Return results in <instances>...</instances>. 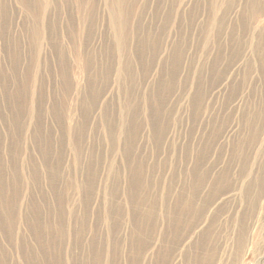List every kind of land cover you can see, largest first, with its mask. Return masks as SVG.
Instances as JSON below:
<instances>
[{
    "label": "rangeland",
    "instance_id": "rangeland-1",
    "mask_svg": "<svg viewBox=\"0 0 264 264\" xmlns=\"http://www.w3.org/2000/svg\"><path fill=\"white\" fill-rule=\"evenodd\" d=\"M91 1L0 0V192L5 197L0 205V264H95L97 250L103 256L96 264H131L129 196L138 194L132 188L133 167L148 171V183L166 170L163 192L175 165L180 170L192 167L195 155L187 156V147L202 145L205 134L218 126L224 134L220 144L225 160L232 157L236 140H243L245 156L258 160L257 167L251 163L248 181L264 163V0H258L260 11L250 9V0H126L122 49L111 24L114 0ZM229 67L227 78L233 85L224 88L221 78ZM130 99L134 104L129 105ZM130 117L138 128L128 156L125 131ZM163 120L165 138L156 135ZM227 128L231 133H225ZM252 134L259 144L252 143ZM49 168L55 169L57 179H50ZM244 182L235 193H243ZM260 183L253 187L255 194L263 190L261 201L235 196L227 204L224 230H215L219 251L211 264H264L263 175ZM115 188L124 209L117 224L105 219ZM245 212L247 251L236 254L235 234ZM94 236L99 244L92 247ZM113 236L119 243L114 259ZM160 237L153 228L152 248L158 247ZM58 240L59 246L49 245ZM190 242L173 253L177 258L172 264H191L184 255ZM49 247L55 252L42 261L40 253ZM151 257L138 264H153Z\"/></svg>",
    "mask_w": 264,
    "mask_h": 264
},
{
    "label": "bare ground",
    "instance_id": "bare-ground-1",
    "mask_svg": "<svg viewBox=\"0 0 264 264\" xmlns=\"http://www.w3.org/2000/svg\"><path fill=\"white\" fill-rule=\"evenodd\" d=\"M29 1V0H28ZM33 1V0H32ZM91 1V0H90ZM83 2V1H82ZM92 2V1H91ZM109 2V1H108ZM112 2V1H111ZM171 2V1H170ZM228 2V0L225 1V4ZM260 1L258 0H250V3L248 4L250 9L252 11H260L261 9V4L259 3ZM37 3H39L37 1ZM245 3V2H244ZM36 4V3H35ZM109 4V3H108ZM23 5V4H22ZM34 5V4H33ZM37 5V4H36ZM94 5V4H93ZM113 5V7H112ZM111 6V24L113 23V28H115L114 31V37L117 41V48L119 47L122 49L124 47L125 41H126V33L125 30L127 28V23H128V18H127V7H126V0H114ZM244 5V4H243ZM24 6V5H23ZM43 6V5H42ZM109 6V7H110ZM245 6V5H244ZM89 7V6H88ZM93 7V6H92ZM171 7V6H170ZM248 7V6H247ZM31 8V7H30ZM37 9H39L37 7ZM43 9V8H42ZM173 10V9H172ZM244 10V9H243ZM28 11V10H27ZM42 11V10H41ZM94 11V10H93ZM130 12V11H128ZM242 12V11H241ZM250 12V11H249ZM246 13V12H245ZM253 13V12H252ZM262 13V12H261ZM34 14V13H33ZM242 14V13H241ZM264 14V13H263ZM248 15V14H247ZM250 15V14H249ZM38 16V15H37ZM40 17V16H39ZM134 17V16H133ZM245 17V16H244ZM242 19V18H241ZM244 19V18H243ZM249 19V18H248ZM39 22V20H38ZM243 22V20H242ZM249 23V21H247ZM138 24V23H137ZM240 25V24H239ZM244 25V24H243ZM246 25V23H245ZM244 25V26H245ZM40 26V24H39ZM237 27V26H236ZM246 27V26H245ZM33 28V27H32ZM241 28V27H240ZM244 28V27H243ZM34 29V28H33ZM242 29V28H241ZM261 29V28H260ZM259 29V30H260ZM38 30V29H37ZM36 30V31H37ZM248 30V29H247ZM35 31V30H34ZM74 31V30H73ZM230 31V30H229ZM237 31V30H236ZM235 31V34L237 35ZM257 31V29H256ZM262 31V29H261ZM31 32V31H30ZM33 32V31H32ZM39 32V31H38ZM48 32V31H47ZM241 32V31H240ZM258 32V31H257ZM36 33V32H35ZM230 33V32H229ZM42 34V33H41ZM146 34V33H145ZM148 34V32H147ZM246 34V32H245ZM72 35V34H71ZM143 35V34H142ZM149 35V34H148ZM230 35V34H229ZM241 35V34H240ZM244 35V34H243ZM257 35V34H256ZM36 36V35H35ZM38 36V34H37ZM234 36V34H233ZM255 36V35H254ZM260 36V35H259ZM261 37V36H260ZM145 38V37H144ZM143 38V39H144ZM239 38V36H238ZM244 38V37H243ZM263 38V37H262ZM147 39V38H146ZM234 39V38H233ZM249 39V38H248ZM260 39V38H259ZM83 40V39H82ZM145 40V39H144ZM235 40V39H234ZM243 40V39H242ZM255 40V39H254ZM262 40V39H261ZM150 41V40H149ZM228 41V40H227ZM231 41V39H230ZM237 41V40H236ZM241 41V40H240ZM260 41V40H259ZM242 42V41H241ZM247 42V41H246ZM249 42V41H248ZM254 42V41H253ZM234 43V42H233ZM232 43V45H233ZM237 44V43H236ZM253 44V43H252ZM228 45H231L229 43ZM241 45V44H240ZM260 44L256 45L259 47ZM247 46V45H245ZM232 47V46H231ZM239 47V44L238 46ZM242 47V46H240ZM261 47V45H260ZM118 48V49H119ZM224 48V47H223ZM228 49V48H227ZM242 49V48H241ZM256 50V49H255ZM224 51V50H223ZM236 51V50H235ZM239 51V50H238ZM243 51V50H242ZM254 51V50H253ZM225 52V51H224ZM233 52V51H232ZM231 52V53H232ZM257 52V50H256ZM254 52V53H256ZM66 53V52H65ZM122 53V52H121ZM228 54V52H226ZM237 52H235L236 54ZM243 52H241L242 54ZM250 53V52H249ZM260 53V52H259ZM240 54V53H239ZM262 54V53H261ZM249 55V54H248ZM260 55V54H259ZM233 56V55H232ZM241 56V55H239ZM247 56V55H246ZM258 56V55H257ZM256 56V59H257ZM261 56V55H260ZM264 56V55H263ZM223 57V55L221 56ZM230 56L226 57L229 58ZM243 57V56H242ZM259 57V56H258ZM237 58V57H236ZM240 58V57H238ZM263 58V57H262ZM260 58V59H262ZM66 59V58H65ZM226 60V59H225ZM236 60V59H235ZM240 60V59H238ZM231 60H228V63ZM241 61V60H240ZM252 62V59H250ZM257 62V60H255ZM239 62V61H238ZM237 62V63H238ZM259 62V61H258ZM261 62V61H260ZM244 63V62H243ZM253 63V62H252ZM263 64V62H262ZM260 64V67L261 65ZM225 65V64H224ZM223 65V66H224ZM233 65V64H232ZM247 67L250 66V62L245 63ZM264 65V64H263ZM228 66V65H225ZM234 66V65H233ZM246 67V68H247ZM251 67V66H250ZM259 67V66H258ZM243 68V67H242ZM254 68V67H253ZM262 68V67H261ZM264 68V67H263ZM26 69V68H25ZM107 69V68H106ZM227 69V68H226ZM233 69V68H232ZM231 69V70H232ZM238 69V68H237ZM258 69V68H257ZM123 70V69H122ZM242 70V69H241ZM239 69V71H241ZM31 71V69H30ZM248 70H246L247 73ZM259 71V70H258ZM33 72V71H32ZM126 72V71H125ZM224 73H226V70L224 68L223 70ZM243 72V71H242ZM130 73V72H129ZM173 73V72H172ZM230 73V67L227 71V73L224 75V78H221V86H224L226 88L229 86L228 74ZM234 73V72H233ZM245 73V76H246ZM133 74V72H132ZM223 74V73H221ZM121 75V74H120ZM126 75V74H125ZM128 75V74H127ZM236 75V74H235ZM241 75V74H240ZM249 75V74H247ZM264 75V73H263ZM30 76V75H29ZM123 76V75H122ZM237 76V75H236ZM235 76V77H236ZM32 77V76H31ZM30 77V78H31ZM125 77V76H124ZM123 77V79H124ZM233 77V76H232ZM241 77V76H239ZM29 78V79H30ZM121 78V77H120ZM248 78V77H247ZM27 79V80H29ZM127 79V78H126ZM236 79V78H235ZM241 79V78H239ZM32 80V78H31ZM234 81V80H233ZM123 82V80H122ZM242 82V81H241ZM68 83V82H67ZM127 83V81L125 82ZM231 83V82H230ZM31 84V83H30ZM124 84V82H123ZM232 84V83H231ZM235 84V83H234ZM240 84V82H239ZM32 85V84H31ZM162 85V84H161ZM233 85V84H232ZM231 85V87H232ZM236 85V84H235ZM241 85V84H240ZM23 87V85H21ZM238 86V84H237ZM236 86V87H237ZM230 87V86H229ZM171 88V86H170ZM228 88V87H227ZM25 89V87L23 88ZM135 89V88H134ZM25 91V90H24ZM229 91V90H228ZM231 91V89H230ZM16 92V91H15ZM236 92V90H235ZM19 93V92H18ZM228 93V92H227ZM231 93V92H230ZM234 93V92H232ZM231 93V94H232ZM25 94V93H24ZM165 94V93H164ZM133 95V93H132ZM131 95V98H132ZM135 95V94H134ZM16 95L14 94V97ZM18 96V95H17ZM22 96V95H20ZM239 96H241L239 94ZM237 96V97H239ZM25 97V96H24ZM128 97V96H127ZM160 97V96H159ZM229 97V96H227ZM26 98V97H25ZM263 98V97H262ZM17 99V97H16ZM227 99V98H226ZM241 99V98H240ZM30 100V99H29ZM225 100V97H224ZM223 100V102H224ZM228 100V99H227ZM226 100V101H227ZM244 100V98H243ZM17 101V100H16ZM230 101V100H229ZM24 102V101H23ZM22 102V103H23ZM30 102V101H29ZM135 102V101H134ZM162 100H160L161 105ZM261 102V101H260ZM260 102L258 104H260ZM39 103V102H38ZM128 103V101H127ZM132 99H130L129 105H131ZM159 103V102H158ZM14 104V103H13ZM134 104V103H133ZM227 104V103H225ZM257 104V106H258ZM264 104V102H263ZM90 105V104H89ZM128 105V107H129ZM157 105V106H159ZM30 105H27V107ZM224 105H222L223 107ZM237 104L234 106L236 107ZM256 106V105H255ZM264 106V105H263ZM23 107V106H22ZM133 107V106H131ZM229 107V106H228ZM18 108V107H17ZM25 108V106L23 107ZM136 108V107H135ZM225 108V107H223ZM227 108V107H226ZM258 108V107H257ZM263 108V107H262ZM20 109V107H19ZM137 109V108H136ZM164 109V108H163ZM229 109V108H228ZM252 111V108H250ZM256 109V108H255ZM259 109V108H258ZM264 109V108H263ZM262 109V110H263ZM29 110V109H28ZM133 110V109H132ZM161 108H158L156 111L158 113H162ZM233 110V109H232ZM260 110V109H259ZM258 110V112H259ZM21 111V110H20ZM225 111V110H224ZM227 111V110H226ZM231 111V110H230ZM248 111V110H247ZM256 111V110H255ZM234 112V111H233ZM244 112V111H243ZM29 113V112H28ZM134 113V112H133ZM230 113V112H229ZM248 113V112H247ZM256 113V112H253ZM260 113V112H259ZM258 113V114H259ZM21 114V113H20ZM164 114V113H162ZM234 114V113H232ZM231 114V115H232ZM236 114V113H235ZM234 114V115H235ZM250 114V112H249ZM129 115V114H128ZM133 115V114H131ZM151 115V114H150ZM161 115V114H160ZM224 115V114H223ZM227 115V114H226ZM225 115V116H226ZM251 115V114H250ZM224 116V117H225ZM243 116V115H242ZM104 117V116H103ZM132 117V116H131ZM130 117V118H131ZM134 117V116H133ZM156 117V116H155ZM255 117V115H254ZM260 118V116H258ZM264 117V116H263ZM159 118V117H158ZM161 118V117H160ZM166 118V117H165ZM215 118V117H214ZM213 118V119H214ZM244 118V117H243ZM246 118V116H245ZM257 118V117H256ZM256 118L254 120H256ZM125 119V118H124ZM229 119V115H228ZM232 119V118H231ZM236 119V118H235ZM242 119V118H241ZM258 119V118H257ZM262 119V118H261ZM127 120V119H126ZM161 120V119H160ZM263 120V119H262ZM107 121V120H106ZM125 121V120H124ZM227 121V120H226ZM230 121V119H229ZM252 121V120H251ZM249 121V122H251ZM264 121V120H263ZM262 121V124H263ZM128 125L126 128V142L128 146H126V150L131 154L134 149V144H130L129 141L131 137L135 138L136 132H137V124L136 121L131 118L128 121ZM166 122V121H165ZM215 122V121H214ZM225 122V120H224ZM228 122V121H227ZM260 122V121H259ZM126 123V121H125ZM160 123V122H158ZM209 123V121H206V125ZM211 123V122H210ZM231 123V122H230ZM133 124V125H132ZM219 124V123H216ZM224 124V123H223ZM253 124V123H252ZM159 125V124H158ZM205 125V124H204ZM223 126V125H222ZM249 126V125H248ZM253 126V125H252ZM251 125L249 126L250 128L252 127ZM255 126H256V121H255ZM264 126V125H262ZM218 128H213L212 126V131H208L206 137L203 140V144L198 146L191 144V148L188 146L186 149V154L187 156H192L195 155L193 158L194 162L192 167L189 169H182L180 170L178 166L175 165L171 171V175L168 177V181L166 184L165 189L163 192H160V189L164 183V178L166 174V170L161 172L159 176L157 175V178L152 182L148 183L149 180H147L148 177V171L142 173V167L140 166H135L133 167L135 173V180L134 184L132 185L133 189L136 187V191L138 190V194L136 195L135 193L131 194L129 196V204H130V212H131V219L133 220L134 227L132 230V236L128 239L129 246H128V257L129 261L131 264H138L139 261L141 260V263L143 259L145 260L147 256L151 255L153 258V264H172V261H174V254L178 249L182 247V245L189 239V242L191 238L193 240L189 243L188 247L185 249L184 255L185 258H191L192 262L191 264H211L212 260H214L215 256H217L218 251L216 250V239L218 238V235L215 230L219 226L221 227L219 232H222L224 230V223H223V217L225 216L226 212V206L229 203V201H232L235 196L239 199L242 200H251L253 199L256 203L261 201L260 199L263 196V190H260L255 194L254 192V185L255 184H262L260 183L262 180V175L263 174V169L264 167L262 166L264 163L262 160V165L259 167L260 169H256V175L251 181H248L247 178L250 176L251 173H248V171L251 170L250 166L252 161H254L255 166L257 167V159L255 160L252 158L245 156V153L247 154L246 148L242 145V141L236 140V142H233L232 140V157L231 160L230 156L228 158L230 160H225L224 155H223V146L221 147L220 140L222 136L224 135L221 132L218 133ZM229 127V126H228ZM133 128V129H132ZM210 128V126H208ZM153 129V128H152ZM225 129V128H224ZM228 129V128H227ZM123 131V130H122ZM206 131V132H207ZM223 131V128L222 130ZM230 128L225 131L230 132ZM236 131V130H235ZM254 131V129L252 130ZM256 131V130H255ZM259 132V130H257ZM210 132V133H209ZM224 132V131H223ZM123 133V132H122ZM156 133V132H154ZM167 133V127L164 125V120L161 125L157 128V133L156 135H159V137L165 138ZM231 133V132H230ZM229 133V134H230ZM255 133V132H254ZM257 133V132H256ZM263 133V132H262ZM168 134V133H167ZM228 134V133H227ZM113 135V134H112ZM135 135V136H134ZM201 135V132H200ZM138 136V135H137ZM155 136V135H154ZM234 136V134L232 135ZM253 138L252 143H254L258 138L256 137V134H252ZM260 136V134H259ZM203 137V135H202ZM226 137V136H225ZM236 137V136H235ZM124 138V137H123ZM193 138V137H192ZM229 138V137H228ZM240 139V138H239ZM250 139V137H249ZM193 140V139H192ZM227 140V139H226ZM230 140V139H229ZM235 140V139H234ZM251 140V139H250ZM259 140V139H258ZM257 140V141H258ZM264 140V139H263ZM248 141V140H247ZM256 141V142H257ZM225 143V142H224ZM258 143V142H257ZM255 143V144H257ZM78 144V143H77ZM216 144V145H215ZM220 144V145H219ZM259 144V143H258ZM132 145V146H131ZM179 147V146H178ZM226 147V146H225ZM224 147V148H225ZM231 147V146H230ZM259 148V146H257ZM264 147V146H263ZM197 149V150H196ZM184 151V149H183ZM196 151V152H195ZM225 151V150H224ZM255 151V150H253ZM263 151V150H262ZM59 152V151H58ZM230 152V153H231ZM264 152V151H263ZM135 153V152H134ZM250 153V152H249ZM47 154V153H46ZM254 154V153H253ZM49 156V155H48ZM185 156V155H184ZM257 157V156H256ZM130 158V157H128ZM183 158V157H181ZM187 159V157H186ZM130 160V159H129ZM179 160V159H178ZM192 160V161H193ZM131 161V160H130ZM129 161V162H130ZM187 161V160H186ZM189 161V160H188ZM260 161V160H259ZM131 163V162H130ZM191 163V164H192ZM260 164V163H259ZM134 165V164H133ZM189 165V164H188ZM53 167V166H52ZM92 167V166H91ZM185 167V166H183ZM144 168V167H143ZM156 168V167H155ZM237 168V169H236ZM263 168V169H262ZM50 169V168H49ZM97 169V168H96ZM1 170V169H0ZM130 170V169H129ZM131 171V170H130ZM154 171V170H153ZM1 172V171H0ZM91 172V171H90ZM3 173V172H2ZM54 174V175H53ZM254 174V173H253ZM50 179H53L54 176L56 175L55 169H50ZM58 175V174H57ZM150 176V175H149ZM132 177V176H131ZM57 179L54 178V180ZM59 180V179H58ZM91 180V178H90ZM132 180V179H131ZM130 180V181H131ZM244 191L242 194L235 193L237 190L238 185L244 181ZM1 181V180H0ZM144 181V182H143ZM166 181V180H165ZM91 183V182H90ZM89 183V184H90ZM130 183V182H129ZM70 185V183H69ZM68 185V186H69ZM130 186V185H129ZM254 186V187H253ZM55 187V186H54ZM131 187V186H130ZM258 186H256L257 188ZM264 188V187H263ZM54 190V189H53ZM5 191V190H4ZM116 191L117 188H115L112 192L114 193L112 199L113 201L110 200V207H108V213L107 216L105 215V219L107 221L114 220L115 223L118 219L121 218L122 215V206H119L117 200H116ZM133 192V190H131ZM58 192V191H57ZM130 192V191H129ZM235 193V194H234ZM91 195V194H90ZM86 197H87V192H86ZM15 198V197H14ZM174 199L173 205H170L171 200ZM15 200V199H14ZM263 200V199H262ZM87 201V200H86ZM5 202V197L3 191L0 192V205ZM8 202V201H7ZM19 202V201H18ZM238 202V201H237ZM232 203V202H231ZM7 205V204H6ZM8 205H10L8 203ZM17 206V205H16ZM230 206V204H229ZM9 207V206H8ZM1 208V207H0ZM4 207H2L3 209ZM36 208V207H35ZM12 209V208H11ZM228 209V206H227ZM259 207L257 206V210ZM1 210V209H0ZM6 210V209H4ZM230 210V209H229ZM6 213L5 211H3ZM9 212V211H7ZM58 214V213H57ZM4 215V214H3ZM39 215V214H38ZM37 215V216H38ZM10 216V215H9ZM61 216V215H60ZM3 218V217H2ZM5 218V217H4ZM9 218V217H8ZM7 218V219H8ZM57 218V217H56ZM247 218V213L245 212L244 215L241 213L240 215V225L238 224V231L237 234H235V248L237 249L236 254H240L242 250L247 251V245H246V235H245V229H246V220ZM10 219V218H9ZM8 219V220H9ZM116 219V220H115ZM227 219V218H226ZM48 220V219H47ZM62 220V219H61ZM121 220V219H120ZM120 220L118 221L120 223ZM1 221V220H0ZM81 222V221H80ZM56 224L58 223V220L55 222ZM113 223V221H112ZM9 225L8 223H6ZM61 224V223H60ZM59 224V225H60ZM114 224V223H113ZM112 224V225H113ZM117 224V223H116ZM38 225V224H37ZM66 225V224H65ZM85 225V224H84ZM88 225V224H87ZM49 227V224L47 225ZM79 226V225H78ZM115 226V225H113ZM9 226H7L8 228ZM55 227V226H54ZM65 227V226H64ZM63 227V228H64ZM40 228V227H39ZM56 228V227H55ZM112 228V227H111ZM153 228L156 229V231L159 230L160 232V240H159V245L157 248H152L151 245H153L150 240L153 232ZM10 229V228H9ZM49 229V228H48ZM118 229V228H117ZM66 230V229H65ZM112 230V229H111ZM114 230V229H113ZM42 232V230H40ZM54 231V230H53ZM60 231V230H59ZM115 231V230H114ZM113 231V232H114ZM112 232V231H111ZM53 234V233H51ZM50 234V235H51ZM65 234V233H64ZM112 234V233H111ZM117 234V233H115ZM114 234V236H115ZM57 235V232H56ZM44 236V235H43ZM113 238V246H112V259L116 257L117 250L119 247V243L116 240L115 237ZM197 236V237H196ZM40 237V236H39ZM52 237V236H51ZM93 237V236H92ZM91 240L92 241V247L93 245L96 246L98 243L96 238ZM98 238V236H97ZM65 239V238H64ZM56 240V239H55ZM77 240V239H76ZM24 241V240H23ZM51 241V240H50ZM90 241V242H91ZM90 242L88 244H90ZM49 243V242H48ZM94 243V244H93ZM23 244V243H22ZM58 243L51 242L49 245H58ZM83 244V243H82ZM99 244V243H98ZM19 245V244H18ZM26 245V244H25ZM20 246V245H19ZM59 246V245H58ZM98 246V245H97ZM28 247V245H27ZM46 247V246H45ZM48 248V246H47ZM2 249V248H1ZM0 249V250H1ZM46 249V248H45ZM97 249V248H96ZM47 250V249H46ZM104 250V249H103ZM2 251V250H1ZM0 251V252H1ZM52 252H55V249L52 247H49L48 251H44L42 254V261L43 258L48 259L49 256L52 254ZM57 252V251H56ZM96 252V251H95ZM62 253V252H61ZM94 253V249H93ZM151 253V254H150ZM3 253H1V257ZM149 254V255H148ZM57 255V254H56ZM94 256L93 259H95L96 263L99 261L101 256H103V252L100 250L96 253L93 254ZM5 256V255H4ZM26 256V255H25ZM39 256V255H38ZM60 256V255H59ZM72 256V255H71ZM75 256V255H74ZM137 256V260H136ZM27 257V256H26ZM65 259V257H63ZM103 258V257H102ZM177 258V257H175ZM28 259V258H27ZM30 259V258H29ZM40 259V260H41ZM62 259V258H61ZM92 259V258H91ZM90 259V261H91ZM10 260V259H9ZM37 260V259H36ZM35 260V261H36ZM39 260V259H38ZM57 260V259H56ZM111 259L109 258V261ZM136 260V262H135ZM1 261V260H0ZM23 261V260H22ZM28 261V260H27ZM70 261V260H69ZM75 261V260H74ZM5 261L3 260V263ZM47 262V261H46ZM52 262V261H51ZM84 262V261H83ZM94 262V260H93ZM95 263V264H96ZM151 263V262H150ZM2 264V263H1ZM6 264V263H5ZM35 264V263H34ZM55 264H62V263H55Z\"/></svg>",
    "mask_w": 264,
    "mask_h": 264
}]
</instances>
